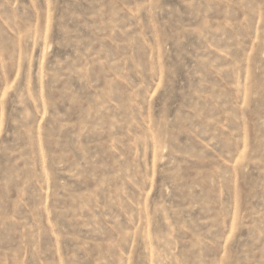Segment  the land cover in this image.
Here are the masks:
<instances>
[{"label":"rangeland","instance_id":"rangeland-1","mask_svg":"<svg viewBox=\"0 0 264 264\" xmlns=\"http://www.w3.org/2000/svg\"><path fill=\"white\" fill-rule=\"evenodd\" d=\"M0 264H264V0H0Z\"/></svg>","mask_w":264,"mask_h":264}]
</instances>
